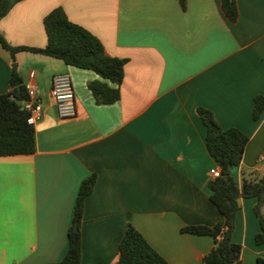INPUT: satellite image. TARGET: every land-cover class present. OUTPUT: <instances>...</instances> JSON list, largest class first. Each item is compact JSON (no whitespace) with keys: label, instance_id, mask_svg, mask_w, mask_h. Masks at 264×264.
I'll return each instance as SVG.
<instances>
[{"label":"crops","instance_id":"0c3cea01","mask_svg":"<svg viewBox=\"0 0 264 264\" xmlns=\"http://www.w3.org/2000/svg\"><path fill=\"white\" fill-rule=\"evenodd\" d=\"M232 22L221 0H19L0 19L12 45L45 46L44 17L63 7L68 17L126 59L121 97L98 103L89 88L96 71L32 51L15 60L0 43V94L17 68L25 84L36 72L44 115L35 124L36 151L0 156V264L59 261L82 181L96 175L81 222L80 264H116L129 223L170 264H203L212 235L182 231L214 225L223 215L211 200L210 170L220 164L207 148V128L197 108L213 111L220 125L249 136L242 162L231 167L264 171V0H237ZM72 76L77 114L60 117L50 94L53 76ZM256 197H242L233 240L244 264L264 259ZM264 211V206H263Z\"/></svg>","mask_w":264,"mask_h":264},{"label":"trees","instance_id":"16d2710c","mask_svg":"<svg viewBox=\"0 0 264 264\" xmlns=\"http://www.w3.org/2000/svg\"><path fill=\"white\" fill-rule=\"evenodd\" d=\"M19 0H0V19ZM187 0H180L186 7ZM224 13L230 21L236 22L240 11L237 0H221ZM47 33L45 46L12 45L0 31V43L10 51L14 60L18 51H32L62 59L67 64L96 71L107 81L93 80L88 86L98 103H113L120 99V85L124 79L125 58L114 56L106 50L102 40L84 26L72 21L63 7L52 9L44 17ZM10 90L0 94V156L30 154L36 151V127L29 123V112L17 103L27 97V88L21 72L13 68L10 77ZM197 111L206 125V143L210 154L220 164V175L212 177L208 185L212 190L211 200L223 215L214 225L191 224L182 227V231L199 235H212L215 244L203 257V264H244L241 243L233 240L236 216L242 197H256L255 213L261 230L255 235L258 244L264 243V171L256 168H242L243 182L238 185L231 171L233 165L242 162L249 136L237 127L223 128L212 110L199 106ZM264 111V95L255 97L253 117L260 118ZM96 175L85 178L80 186L74 208L73 223L69 228V247L59 261L43 264H80L82 257L81 222L86 197L93 191ZM78 224L79 229H75ZM116 264H170L154 248L138 228L129 223L119 245V257ZM259 264L264 259L259 258Z\"/></svg>","mask_w":264,"mask_h":264},{"label":"built area","instance_id":"2783aa9c","mask_svg":"<svg viewBox=\"0 0 264 264\" xmlns=\"http://www.w3.org/2000/svg\"><path fill=\"white\" fill-rule=\"evenodd\" d=\"M36 72H29L30 80L26 84L27 97L22 105L29 112L28 122L36 124L43 115L44 108L40 100L39 89L35 82ZM50 94L56 101L58 114L63 118H70L77 114L76 95L72 76L69 72H60L53 76ZM221 169L212 168L210 173L213 177L220 175Z\"/></svg>","mask_w":264,"mask_h":264},{"label":"water","instance_id":"95a60500","mask_svg":"<svg viewBox=\"0 0 264 264\" xmlns=\"http://www.w3.org/2000/svg\"><path fill=\"white\" fill-rule=\"evenodd\" d=\"M13 66H14V67H17V63L14 62V63H13ZM16 101H17L18 104L21 105L22 108H24V106L22 105V100H21V99L18 98ZM75 229H76V230L79 229L78 224L75 225Z\"/></svg>","mask_w":264,"mask_h":264}]
</instances>
